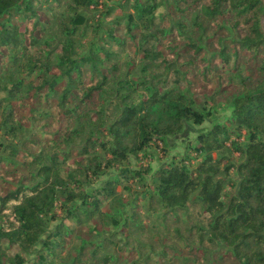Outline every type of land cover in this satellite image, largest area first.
Listing matches in <instances>:
<instances>
[{"label":"trees","instance_id":"trees-1","mask_svg":"<svg viewBox=\"0 0 264 264\" xmlns=\"http://www.w3.org/2000/svg\"><path fill=\"white\" fill-rule=\"evenodd\" d=\"M1 184L0 264H264V0H0Z\"/></svg>","mask_w":264,"mask_h":264},{"label":"rangeland","instance_id":"rangeland-1","mask_svg":"<svg viewBox=\"0 0 264 264\" xmlns=\"http://www.w3.org/2000/svg\"><path fill=\"white\" fill-rule=\"evenodd\" d=\"M115 1H120V0H115ZM120 8V7H119ZM121 9H115L112 11V14H115L116 12H119ZM123 11V10H121ZM118 33H121L118 31ZM93 33H89V36H92ZM59 48L55 47V52H58ZM211 51L209 49L206 50L205 54H202L201 57L206 56L209 57ZM232 66V62L230 64ZM244 70V68H243ZM210 80H215L214 75L210 76ZM190 81V82H189ZM205 85V82L199 78L195 77H189L187 81H184L182 83V87L188 88L190 93H193L197 97V102L199 103L200 106L204 107L207 110H210V115L207 117L204 122L201 124H194L192 122H187L185 127L183 128L182 132L179 134L169 136L167 138V147L163 151L162 146H159L157 144H151V146L146 150L147 155L146 158L143 157L144 154L140 153L139 156L142 157L139 161L142 163H147L149 162L152 167H157L161 162L164 160H169L170 157H173L174 155L181 156L184 153H190L191 157H195V153L190 151L188 148V145L191 143H196L195 137L198 133L207 131L208 129L211 128V126L215 123H226V119L230 113V107L228 100L226 97H228V94L220 95L214 100H210L209 102H204V99L206 98L205 93L201 90ZM212 92V91H211ZM222 155L226 157V161H230L231 163L238 164V158H237V152L231 153L227 151V149L222 150ZM166 153V154H165ZM213 157L217 156L216 152L212 153ZM81 158L80 154H78L77 151H73L72 155L70 156L68 162L71 163L74 160H79ZM199 161V159H193L190 162V165L195 166ZM130 162L131 165H136L138 161L134 159V157H130ZM225 162V159H223V163ZM231 168L228 173L227 177L229 179H232L236 184L238 180L240 179V175L236 170V167ZM104 177H100V181L103 180ZM98 183V182H97ZM96 183V184H97ZM130 181L118 183L116 186V190L121 194L122 197H126L129 195V190L127 189V186H129ZM131 189H134V185H130ZM7 185L1 184L0 185V191L2 193L6 192L7 190ZM235 191L234 188H230L226 186L223 189V194L227 195L229 193H233ZM101 210L107 211L108 212V205L107 203H103L100 206ZM100 230H105L107 231V227H102L99 226ZM104 234V233H103ZM115 239H120L122 237L121 234H116ZM10 254H15L17 250L14 247H11L9 250ZM24 257V263L25 264H30L31 261L34 258V250L29 253L28 255L23 254Z\"/></svg>","mask_w":264,"mask_h":264}]
</instances>
